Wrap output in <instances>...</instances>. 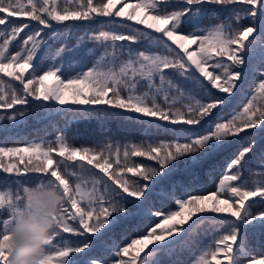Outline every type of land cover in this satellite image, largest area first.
I'll list each match as a JSON object with an SVG mask.
<instances>
[{
    "label": "snow or ice",
    "instance_id": "obj_1",
    "mask_svg": "<svg viewBox=\"0 0 264 264\" xmlns=\"http://www.w3.org/2000/svg\"><path fill=\"white\" fill-rule=\"evenodd\" d=\"M0 186V264L51 186L42 264H264V0H0Z\"/></svg>",
    "mask_w": 264,
    "mask_h": 264
},
{
    "label": "clouds",
    "instance_id": "obj_2",
    "mask_svg": "<svg viewBox=\"0 0 264 264\" xmlns=\"http://www.w3.org/2000/svg\"><path fill=\"white\" fill-rule=\"evenodd\" d=\"M66 197L56 187L37 192V202L14 226L11 264H42L62 222Z\"/></svg>",
    "mask_w": 264,
    "mask_h": 264
},
{
    "label": "trees",
    "instance_id": "obj_3",
    "mask_svg": "<svg viewBox=\"0 0 264 264\" xmlns=\"http://www.w3.org/2000/svg\"><path fill=\"white\" fill-rule=\"evenodd\" d=\"M35 139H38V138H36V137H34ZM0 187H3V186H0Z\"/></svg>",
    "mask_w": 264,
    "mask_h": 264
}]
</instances>
